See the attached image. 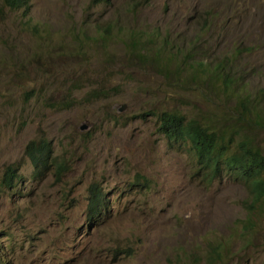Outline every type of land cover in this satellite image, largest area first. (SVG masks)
I'll use <instances>...</instances> for the list:
<instances>
[{"label":"rangeland","instance_id":"374dc122","mask_svg":"<svg viewBox=\"0 0 264 264\" xmlns=\"http://www.w3.org/2000/svg\"><path fill=\"white\" fill-rule=\"evenodd\" d=\"M28 3L24 12L0 0L4 264H264V195L253 200L224 177L198 179L148 112L217 117L264 154V126L236 120L240 104L264 112V0ZM146 40L147 54L129 53ZM198 60V71L188 68ZM200 70L211 84L194 86ZM99 83L107 96L83 94ZM39 135L51 141L58 176H30L23 145ZM8 165L19 174L11 187L2 182ZM91 181L107 198L94 221L84 210Z\"/></svg>","mask_w":264,"mask_h":264},{"label":"trees","instance_id":"16d2710c","mask_svg":"<svg viewBox=\"0 0 264 264\" xmlns=\"http://www.w3.org/2000/svg\"><path fill=\"white\" fill-rule=\"evenodd\" d=\"M8 8L16 7L27 8L28 0H2ZM140 38L136 37L134 39ZM153 40L133 42L128 47L129 53L134 56L144 55L148 52L147 44ZM201 61L194 64H188L192 71H198ZM177 68V67H176ZM204 70L196 73L191 81L194 86L209 85L213 78H205ZM175 85L187 90L188 86H179L176 77L168 76ZM232 78L224 77L223 85L227 97V89ZM79 86L75 81L71 82V87ZM107 85L99 83L83 91V94L93 97H105L108 95ZM232 90V89H231ZM232 92V91H230ZM71 100H66L56 104V101H50V106H67ZM237 123L250 124L257 122L264 126V112L259 114V109L253 105L245 106L240 104ZM149 112V111H148ZM147 112L133 113L134 116H143ZM154 117L156 132L165 139L166 143L176 151L183 152L185 157L191 163L193 174L203 182L224 177L241 182L247 190L258 198L264 195V154L258 146L250 139L240 136L238 133L233 141L232 134L236 131L233 123H226L217 117L205 116L197 119L188 118L186 114L175 110H160L158 113H151ZM117 121L116 116L113 117ZM238 136V137H237ZM87 132L83 133V139H87ZM23 153L29 159L31 164L30 176L33 179H39L53 170L58 176L61 172V163L55 160L52 154L51 141L43 135L31 137L23 145ZM19 176L15 167L8 165L5 167L2 175V182L11 187L13 182ZM85 205V216L89 220L97 219L104 208L107 206L105 192L96 181H91L87 186V197ZM249 222V221H248ZM117 252V251H115ZM0 264H4L1 260Z\"/></svg>","mask_w":264,"mask_h":264},{"label":"clouds","instance_id":"9594fccd","mask_svg":"<svg viewBox=\"0 0 264 264\" xmlns=\"http://www.w3.org/2000/svg\"><path fill=\"white\" fill-rule=\"evenodd\" d=\"M91 2H94V1H97V0H90ZM28 3V2H27ZM29 4V3H28ZM28 7V6H27ZM16 8H22V9H24V12H26V8H24V7H16ZM16 8H13V9H16ZM153 45H154V43H149V44H147V47L148 48H152L153 47ZM148 50H150V49H148ZM156 53V51H154V54ZM177 66V65H176ZM223 80L224 79H222V83H223ZM116 104H123L124 105V108L126 107V104L124 103V102H115V109L117 110V108H116ZM118 111V110H117ZM123 111V110H122ZM149 112H151V113H156V112H154V111H149ZM238 128V127H237ZM238 133H240V136H243V137H246V138H248L247 136H245V134L242 132V130L240 129V128H238V130L236 129V131L232 134V137H233V141H234V139H235V137H236V135L238 134ZM238 137V136H237ZM259 148V147H258ZM260 149V148H259ZM262 152V151H261ZM215 179H217V178H215ZM232 180V179H231ZM212 181V180H211ZM233 181H235V180H233ZM97 182V181H96ZM237 182H239V181H237ZM98 183V182H97ZM239 183H241V182H239ZM242 184V183H241ZM106 195V194H105ZM250 195H251V197H252V199L253 200H255V199H258V198H260V197H262V196H260V197H258V198H254L253 197V195L250 193ZM87 201V200H86ZM85 205H86V203H85ZM106 209V207L104 208V210ZM85 210V209H84ZM103 210V211H104ZM102 211V212H103ZM102 214V213H101ZM88 219V218H87ZM89 220V219H88ZM90 221H94V220H90Z\"/></svg>","mask_w":264,"mask_h":264},{"label":"water","instance_id":"95a60500","mask_svg":"<svg viewBox=\"0 0 264 264\" xmlns=\"http://www.w3.org/2000/svg\"><path fill=\"white\" fill-rule=\"evenodd\" d=\"M116 108L118 111H122L124 109V105L123 104H116ZM83 127H84V125L81 124L80 128H83Z\"/></svg>","mask_w":264,"mask_h":264}]
</instances>
